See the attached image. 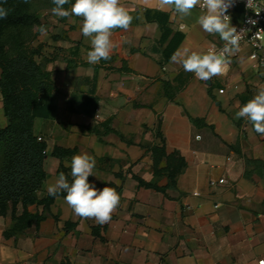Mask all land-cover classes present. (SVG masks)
Masks as SVG:
<instances>
[{
	"label": "crops",
	"instance_id": "crops-1",
	"mask_svg": "<svg viewBox=\"0 0 264 264\" xmlns=\"http://www.w3.org/2000/svg\"><path fill=\"white\" fill-rule=\"evenodd\" d=\"M120 2L134 20L127 31L113 30L110 60L88 63L91 45L80 17L39 12L47 31L36 27L33 42L42 45L36 60L57 85L34 121L47 143L38 197L48 195L61 172L71 181V157L87 152L96 159L90 182L115 188L120 205L100 225L77 217L62 193L48 206L29 205L42 218L20 232L11 230L10 214L0 213V264H260L264 136L235 113L264 86V67L242 46L224 75L200 81L164 60L168 41L147 16V9L167 13L168 26L184 34L175 53H204L222 40L199 26L200 8L181 18L159 0ZM0 109L5 126L1 93ZM191 116L206 124L195 125ZM55 145L74 152L61 160L51 154ZM220 178L226 182L210 184ZM23 210L18 205L16 215Z\"/></svg>",
	"mask_w": 264,
	"mask_h": 264
},
{
	"label": "trees",
	"instance_id": "trees-1",
	"mask_svg": "<svg viewBox=\"0 0 264 264\" xmlns=\"http://www.w3.org/2000/svg\"><path fill=\"white\" fill-rule=\"evenodd\" d=\"M47 2L54 7L52 0ZM71 3L74 0L64 7L68 9ZM0 6L8 9L6 18L0 19V93L7 117V124L0 127V213L10 214L11 230L20 232L42 218L38 213L28 212L27 207L40 203L48 206L54 198L49 194L42 199L38 197L47 176L44 168L47 143L35 133L34 121L40 101L55 92L57 85L44 62L36 60L42 45L33 43L37 36L35 28L40 24L33 0L27 3L24 0H0ZM148 15L160 24L161 41H168L164 49V60L167 61L184 34L174 32L168 26L167 13L147 9ZM168 85L165 82V93L172 97ZM211 96L215 99L212 93ZM190 118L195 125L206 124L203 119ZM73 152L74 149L55 145L51 154L62 160ZM155 152L163 153L164 147L155 148ZM20 204L24 210L18 216L16 211Z\"/></svg>",
	"mask_w": 264,
	"mask_h": 264
},
{
	"label": "clouds",
	"instance_id": "clouds-1",
	"mask_svg": "<svg viewBox=\"0 0 264 264\" xmlns=\"http://www.w3.org/2000/svg\"><path fill=\"white\" fill-rule=\"evenodd\" d=\"M24 2L27 3L28 0ZM52 3L54 7L51 8V13L54 16L82 18L81 32L90 40L91 45V50L87 53L90 64L110 60L114 47L111 39L113 30L127 31L134 20L120 0H74L68 9L64 6L70 0H52ZM159 5L161 8H173L181 18L190 16L192 10L199 6L202 10L197 19L199 26L208 34H218L224 42L222 48L213 46L204 53L185 48L182 52L174 53L171 61L181 64L185 72L194 73L203 82L224 75L232 62L231 57L239 52V42L243 38V34L231 25V17L227 14L231 0H159ZM247 7L253 9L254 0H248ZM256 12L259 14V11ZM7 14L8 9L0 6V19L6 18ZM38 29L41 34L47 31L44 25H39ZM235 118H244L256 133L264 136V86L240 107ZM197 139L200 137L197 136ZM68 166L71 181L61 172L55 182L48 186V194L59 198L60 194L66 193L64 201L77 217L94 219L100 225L110 222L112 214L120 205L121 196L113 187L98 189L90 182L89 178L93 176L96 167L95 157L87 152L75 154ZM260 264H264V261Z\"/></svg>",
	"mask_w": 264,
	"mask_h": 264
},
{
	"label": "built area",
	"instance_id": "built-area-1",
	"mask_svg": "<svg viewBox=\"0 0 264 264\" xmlns=\"http://www.w3.org/2000/svg\"><path fill=\"white\" fill-rule=\"evenodd\" d=\"M254 2L255 7L252 9L247 7L248 0H231V6L228 8L227 14L231 17V25L235 26L237 31L243 34V38L239 42V48L246 46L248 48V56L253 61V64L256 67H264V0H254ZM197 8L200 7L197 6ZM256 11H259V14ZM236 14L240 15V20L238 21L235 20ZM223 45L224 42L222 41L213 46L220 49ZM238 54L239 52L232 57H237ZM225 182V178H220L211 180L210 184L215 185Z\"/></svg>",
	"mask_w": 264,
	"mask_h": 264
},
{
	"label": "rangeland",
	"instance_id": "rangeland-1",
	"mask_svg": "<svg viewBox=\"0 0 264 264\" xmlns=\"http://www.w3.org/2000/svg\"><path fill=\"white\" fill-rule=\"evenodd\" d=\"M48 0H33L35 7L37 8L38 13L42 11H49L51 12V6L47 5ZM4 115L2 113V109H0V127L4 125Z\"/></svg>",
	"mask_w": 264,
	"mask_h": 264
}]
</instances>
